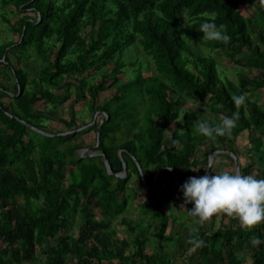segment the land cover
<instances>
[{
	"label": "trees",
	"instance_id": "16d2710c",
	"mask_svg": "<svg viewBox=\"0 0 264 264\" xmlns=\"http://www.w3.org/2000/svg\"><path fill=\"white\" fill-rule=\"evenodd\" d=\"M106 1L0 0V7L12 5L21 13L18 28L0 15L18 33V39L0 42V264H29L37 247L42 252L36 264H104L106 260H117L118 264H173L169 258L147 253L151 243L147 232L136 233L135 226L123 218L135 245L130 254H126L128 242L121 240L117 246L106 231L108 222L127 208L124 192L132 173L143 184L133 159L140 165L148 187L156 171L159 175L155 185L164 183L162 173L168 175L163 188L166 191L175 187L173 172L167 167L174 170L180 184L190 176L202 175L210 153L225 150L238 155L235 144L246 131V142L251 147L242 152L247 163L240 164L241 174L253 175L256 170L257 177L264 178V102L252 100L264 90V0H114V9ZM205 19L224 24L231 40L224 43L204 38L199 25ZM83 26L90 28L87 39L81 35ZM135 35L144 54L152 60L155 74L144 77L138 68L134 79L120 84L110 99L98 105V93L120 82L125 66L122 60H114L112 70L95 85L87 86L84 77H71L86 66L98 68L112 61L121 48L134 42ZM200 46L222 52L236 66L255 69L258 74H240L238 85L231 81L226 84L218 73L216 59L195 48ZM11 47L20 51L13 52ZM73 50L76 55L67 59ZM32 54L41 67L34 83L21 66ZM3 73L8 74L12 84L2 79ZM104 78H111L110 85ZM244 87L250 93L245 104L238 107L232 97ZM135 90L139 97L133 103L130 100ZM73 93L74 103L83 98L91 111L101 112L96 149L105 154L113 173L123 170L124 161L125 177L108 174L101 155L80 156V149L86 147L81 135L96 131L100 121L77 130L74 115L65 119L55 113L57 105ZM187 101L205 107L216 122L239 111L237 127L230 135L213 141L197 134L186 122L184 132L174 130L165 141V131ZM38 103L43 108L36 107ZM46 105L52 108L46 111ZM141 105H145L144 112L138 116ZM49 120L63 123L66 129L46 131L44 122ZM125 120L124 125H130L126 136L136 133L118 143L115 134ZM201 144L207 150L198 158L195 154ZM229 159L234 167L233 158ZM186 205L193 206L190 202ZM95 207L101 213L98 218L93 212ZM150 207L144 215L158 221L156 235L163 239L169 216L157 202ZM77 212L81 223L75 235L70 225ZM209 219L213 223L214 215ZM236 220L233 216L231 226L224 229L197 227L199 237L205 241L198 248L190 243L194 233L188 227L173 238L180 249L192 248L189 259L195 257L196 264H244L240 249L249 252L248 264H264V242L256 246L250 243L253 236L264 241V221L247 227L237 225ZM150 227L147 223L146 228Z\"/></svg>",
	"mask_w": 264,
	"mask_h": 264
},
{
	"label": "rangeland",
	"instance_id": "374dc122",
	"mask_svg": "<svg viewBox=\"0 0 264 264\" xmlns=\"http://www.w3.org/2000/svg\"><path fill=\"white\" fill-rule=\"evenodd\" d=\"M114 0H108L106 1V5L112 7L114 9V6L112 3ZM247 13H250V10L247 11ZM27 14L33 16L34 14L30 11H27ZM0 15H3L8 18L11 25L15 27H19V18L21 17V13H19L17 10L13 9L12 5L6 6V7H0ZM85 20V19H84ZM83 20V21H84ZM86 22V21H84ZM11 26L3 20L2 17H0V42H5L9 39L16 40L18 39V33L15 29H11ZM90 28L89 26H83L81 30L82 37H85L87 39V35ZM130 32V31H128ZM135 40L132 44L125 45L121 50L116 54L112 61L107 60L108 62L104 64L101 67L95 68L93 66H86L85 69L79 75L74 74V76H66L74 78L76 76L84 77L87 80V86L89 85H95L96 83H99L103 80V74L108 73L112 70L113 67V61L117 58H120L122 62L125 64L124 68L122 69V73L119 75L120 82L116 84V86L107 87L106 89L102 90L97 95V101L96 103L98 105H102L106 100L110 99L114 93V90L122 83H125L127 81H130L135 78L136 70L138 68L142 69V73L144 77H149L151 75L155 74V68L153 66L152 60L144 54L141 47L138 45L139 36L135 35ZM57 48V47H56ZM55 48V50H56ZM200 51L203 55L213 56L216 59L219 75L224 81H226V84L228 81H231L235 85L239 84V75L240 74H246L249 77H254L258 74V71L251 68H245L236 66L234 62L229 60L222 52H217V50H209L208 48L204 46L195 47ZM194 48V49H195ZM10 49V48H9ZM13 52L20 51L19 49H14L11 47ZM10 49V50H11ZM76 52L73 50L69 54H67V59H73ZM10 59L14 61V58L10 56ZM40 61L38 60L37 56L35 54H32L27 59L23 60L21 63V66L23 70H25L28 74V80H37V78L41 75V67H40ZM192 68V67H191ZM13 74L15 75V72L13 71ZM81 74V75H80ZM2 79L6 81L7 84H12V81L9 79L7 73L1 74ZM65 77V76H64ZM67 79V78H66ZM107 82L106 85H110L111 78H104ZM30 88L29 86H27ZM73 85V89H74ZM247 94L250 93L248 90V87H244L242 89ZM61 91H57V93H60ZM143 95L145 96V91L141 90ZM131 97V102L134 103V101L138 100L139 97L137 93V90L133 92ZM75 95L74 93L71 95V97L64 103L57 105L55 113L57 115H61L65 119L69 118L70 115H74L76 117V125L80 127H83L87 125L89 121H100L102 118V114L99 111H95L89 108L88 102L84 100L83 98L79 101L75 102ZM5 101H7V98H4ZM252 100H256L257 103L264 102V90H260L257 94H255L252 98ZM74 104V105H73ZM38 108H43L41 103H38L36 105ZM46 107V108H45ZM45 110L48 111L52 108L51 105L45 106ZM145 105L140 106V110L138 108V116H141L144 112ZM203 109V110H202ZM191 110H194L196 113L192 112ZM198 119H207L212 122H216V119L209 110H207L202 105H195L193 101H187L183 104L182 108L179 109L178 116L175 122H173L169 128L164 133V140H168L170 138L171 133L174 130H177L178 133H182L185 131V124L186 122L190 123L192 126H194V123ZM139 120V119H138ZM122 122V128L121 131L115 134L116 142L120 143L126 139H131L133 135L136 132H130L129 135L126 136V133L130 130V125L127 122V126L124 125V122ZM94 122V123H95ZM85 124V125H84ZM90 124V123H89ZM140 124V123H139ZM44 129L46 131H52V132H58L63 131L66 129L63 123L56 122V121H46L44 122ZM134 129H137V124L135 125ZM133 129V130H134ZM246 131L242 133L240 136H238L235 148L237 150V159L240 162V164H245L247 161L242 156V152L249 147H251V143L246 142ZM81 139L84 141V144L88 148V150L85 153H91V152H100L97 150V135L96 131L91 130L87 133H84L81 135ZM207 150V146L205 144L198 145L197 152L195 154V157L201 158L204 151ZM219 150L213 160V166L212 170L209 169V172H220V171H229L234 172L233 165L229 159V156L227 153H224ZM120 154L122 153L121 150L119 151ZM213 153V152H212ZM210 153L209 156L212 154ZM80 154V152H79ZM227 154V155H226ZM98 156V155H95ZM208 156V158H209ZM122 157V154H121ZM133 159V158H132ZM133 162L135 160L133 159ZM137 162V161H136ZM135 162L136 166L137 163ZM129 168L132 167V162L129 164ZM154 173L152 175V183L154 185L148 187L146 184H140L138 177L132 173L131 178L129 179L127 183V189L124 192L125 198H127V208L125 212L118 218H114L111 222H108V228L106 229L107 233L110 236L111 241H114L115 244H118L117 246H120V241L125 240L129 244L128 251L126 250V254H130L131 251L135 250V245L132 242V235L131 232L128 229V226H126L121 219L123 218L127 223H132L135 226L136 233H144L147 232L148 237L151 240V243L149 246L146 247V252L152 255H156L158 258H169L172 260L173 264H196V258L189 259V256L192 254V248H189L187 250H182L177 246L178 244L175 242L174 239L177 236V231H181L183 233L185 228L191 229L193 226L200 227L203 225H206L210 228V225L214 227V229H224L229 226H231V223L233 222V216H229L223 212L214 214V222L211 223V219L207 220H200L197 217L190 214L189 209L192 207H189L186 205V202L183 200V193L179 189H173L171 187L168 192L170 191V195L166 194L164 197L160 195L162 188L164 187V183H166L167 179H169V176L162 173L160 176V179L164 181L162 184L155 185L157 181L158 175L155 177ZM127 175V173L124 175V177ZM253 175L257 177L258 171H253ZM115 176V175H114ZM116 177V176H115ZM142 180V179H141ZM155 181V182H154ZM143 182V181H142ZM167 190V188H166ZM173 191V192H172ZM168 197V198H167ZM157 202L161 209L168 214V227L166 232L163 235V239H159L156 235V227H158V221L157 220H150L149 215H144V212L149 210L150 204ZM93 212L95 216L98 218L101 216V213L99 212L98 208H93ZM81 223L80 221V215L79 212H77L75 218H73V223L70 225V229L74 231V234L77 233V226ZM147 223L150 224V228H146ZM235 223L239 226H243L239 223L238 219L235 221ZM184 228V229H183ZM213 229V230H214ZM71 233V231H69ZM59 236V234H58ZM174 237V238H173ZM173 238V239H172ZM167 240L169 244L167 243ZM54 241H52L53 243ZM39 247L36 249V256L34 259H31L29 264H36L37 261L41 260ZM42 252V251H41ZM247 253V254H245ZM249 252L246 251V249H240L239 254L243 257L244 264H248L250 261V258L248 255ZM70 260L75 263V258L70 257ZM104 264H118L119 262L117 260L113 261H103ZM223 264V263H219Z\"/></svg>",
	"mask_w": 264,
	"mask_h": 264
},
{
	"label": "clouds",
	"instance_id": "9594fccd",
	"mask_svg": "<svg viewBox=\"0 0 264 264\" xmlns=\"http://www.w3.org/2000/svg\"><path fill=\"white\" fill-rule=\"evenodd\" d=\"M204 38L211 41H221L227 43L231 36L227 33L224 24H217L215 19H205L199 25ZM235 105L242 106L247 99V93L241 91L234 94ZM240 112L236 111L231 115H225L218 122H210L207 119H198L194 123L197 134L203 135L211 140L217 137L230 135L237 127ZM213 160L208 161V166L204 175L190 176L180 186L185 202L192 203L189 209L191 215L200 220H207L214 214L223 212L229 216H234L243 226L251 227L264 221V178H258L252 174H237L235 172L212 170ZM195 170V169H193ZM190 231L194 235L190 238V243L194 248L201 247L205 241L199 237L198 228L193 226ZM264 241L258 236L250 238L253 246Z\"/></svg>",
	"mask_w": 264,
	"mask_h": 264
},
{
	"label": "water",
	"instance_id": "95a60500",
	"mask_svg": "<svg viewBox=\"0 0 264 264\" xmlns=\"http://www.w3.org/2000/svg\"><path fill=\"white\" fill-rule=\"evenodd\" d=\"M3 59H4V57H3ZM4 60H5V59H4ZM94 122H95V121L91 122L90 124H88V125H86V126L80 127V128H78L77 130H82V129L86 128L87 126L93 124ZM100 123H101V122H100ZM100 123H98L97 129H96L97 142H98V137H99V125H100ZM30 128H32V129H34V130H36V131H39V130H37L36 128H34L33 126H30ZM39 132H41V133H43V134H46V133H44V132H42V131H39ZM97 145H98V144H97ZM97 145H96V146H97ZM87 150H88L87 147L80 149V156H81V157L85 156V152H86ZM221 152L227 153L229 156H231V157L233 158V160H234V172L237 173V174H241V171H240V163H239V161H238V159H237V156H236L234 153L230 152V151H225V150H223V151H221ZM95 155H101V156H103V159H104V165H105V168H106L108 174H110V175L114 174L116 177L122 178V177H124V175L127 173V165H126V163H125L124 161L122 162V163H123V170H122L121 172L113 173L112 170H111V167H110L109 161H108V159H107V157L105 156L104 153H102V152H91V153H88V154H87V156H95ZM119 155H120V157H121L120 152H119ZM121 158H122V157H121ZM210 158H212V156H210ZM210 158H209V159H210ZM209 159H208V161H209ZM134 160H135V159H134ZM135 162H136V160H135ZM136 163H137V167H138V169H139V172H140V175H141V179H142V181H143V184L145 185V182H144V178H143V173H142L141 167H140V165L138 164V162H136ZM167 169H168V170H171V171L173 172V176H174V178H176V176H175V174H174V170L171 169V168H169V167H167ZM207 171H209V169H208ZM158 173H159V170L156 171L155 177L158 175ZM197 176H199V175H197ZM154 182H155V181H154ZM153 185H154V183H153ZM153 185H152V186H153Z\"/></svg>",
	"mask_w": 264,
	"mask_h": 264
},
{
	"label": "crops",
	"instance_id": "0c3cea01",
	"mask_svg": "<svg viewBox=\"0 0 264 264\" xmlns=\"http://www.w3.org/2000/svg\"><path fill=\"white\" fill-rule=\"evenodd\" d=\"M87 125H88V124H87ZM85 126H86V125H85ZM218 151H219V150H216L215 152H213V153L210 155V156H212V159L214 158L215 154H216ZM221 153H222V152H221ZM210 156H209V158H210ZM209 158H208V159H209ZM233 168H234V167H233ZM155 173H156V172H155ZM204 174H205V173H204ZM204 174H202V175H204ZM197 175L201 176V174H196V176H197ZM173 178H174V176H173ZM185 181H186V180H185ZM185 181H184V182H185ZM161 182H164V181L161 180ZM184 182H183V183H184ZM183 183H182V184H183ZM164 184H166V183H164ZM182 184L178 183V182H177V179L174 178V185H175V187H173V189H176V188L178 187L177 190H179V189H180V186H181ZM165 186H166V185H165ZM169 189H170V188H168L166 191H163V190H162L161 193H160V195H165V192H166V194H169V195H170V191L168 192ZM163 192H164V193H163ZM172 192H173V191H172ZM167 198H168V197H167ZM184 199H185V198H184V196H183V200H184ZM184 201H185V200H184ZM167 215H168V214H167ZM178 231H179V230H178ZM178 231H177V232H178Z\"/></svg>",
	"mask_w": 264,
	"mask_h": 264
},
{
	"label": "built area",
	"instance_id": "2783aa9c",
	"mask_svg": "<svg viewBox=\"0 0 264 264\" xmlns=\"http://www.w3.org/2000/svg\"><path fill=\"white\" fill-rule=\"evenodd\" d=\"M102 121H103V120H100V122H102ZM100 122H99V123H100ZM164 187H165V185H164ZM164 187H163V188H164ZM163 188H162V190H163Z\"/></svg>",
	"mask_w": 264,
	"mask_h": 264
}]
</instances>
